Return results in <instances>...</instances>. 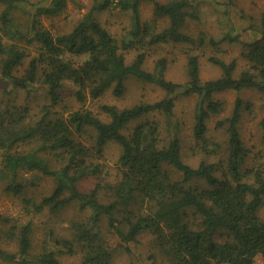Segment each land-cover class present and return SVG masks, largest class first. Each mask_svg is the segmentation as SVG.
<instances>
[{
  "label": "trees",
  "instance_id": "obj_1",
  "mask_svg": "<svg viewBox=\"0 0 264 264\" xmlns=\"http://www.w3.org/2000/svg\"><path fill=\"white\" fill-rule=\"evenodd\" d=\"M23 1L0 0L4 4L0 14V79L15 89L38 86L48 102L37 114L30 112L28 103L10 100L0 106L1 178L7 183L6 191L21 193L28 185L37 184L35 177H53L56 183L49 194L39 202L27 200V207L38 212L57 213L73 202L93 210L88 219L69 224L70 237L56 234L52 228L45 243L52 240L73 252L80 249L83 264H110L113 251L103 231L106 218L110 231L124 243L151 232L171 264H255L257 256L264 259V163H247L251 150L241 131L243 117L254 103L238 96L232 112L217 122L218 127L226 128V142L215 141L211 148L207 144L208 121L226 106L217 94L247 88L264 92V13L261 25L255 27L260 37L242 52L247 68L237 73L236 58L211 56L222 73L203 79L200 58L193 53L188 58V80L181 83L167 76L166 58H160L153 70L146 68L147 52L142 49L170 42L196 44L186 26L190 19L199 18V0H94L92 9L70 31L58 33L44 28L41 16L59 14L67 0H49L25 10L29 13L27 23L14 15ZM145 1L153 2L152 19L142 17ZM111 7L132 13L131 36L123 40L122 47L95 16V11ZM162 20L167 25L160 27ZM237 38L229 30L211 41L218 44ZM204 41L201 38L200 42ZM25 42L38 43L37 52L32 54ZM133 47L141 50L128 62L122 48ZM130 78L153 83L165 94L155 101L141 100L123 107L102 103L101 111L109 119L86 107L67 114L56 109L62 102V88L69 82L76 87V97L85 102L88 96L98 99L110 89L123 96ZM181 96L197 97L194 138L210 153L224 149L226 154L220 160H201L194 165L184 159L176 118ZM157 113L165 116L170 139L162 138L164 124L154 117ZM134 121L137 123L132 127ZM260 125L264 128V117ZM110 141L122 148L121 179L115 184L99 182L83 191L79 182L102 172L96 159ZM24 144L34 145L26 148ZM26 173L34 178H25ZM104 186L111 192L109 200L100 198ZM10 222L11 218L0 212L1 259L18 264H64L52 248L33 251L32 220ZM1 242H15L18 248L8 250Z\"/></svg>",
  "mask_w": 264,
  "mask_h": 264
},
{
  "label": "rangeland",
  "instance_id": "obj_2",
  "mask_svg": "<svg viewBox=\"0 0 264 264\" xmlns=\"http://www.w3.org/2000/svg\"><path fill=\"white\" fill-rule=\"evenodd\" d=\"M26 1V0H25ZM21 2L19 8H16L14 15L18 20L27 23L29 13L25 10L33 9L36 4L47 3L49 0H28ZM164 1V0H162ZM33 3L35 5H27ZM94 0H67L66 7L56 15L41 16V23L44 28L50 29L53 33L70 31L83 17L92 9ZM153 2L145 1L141 5V13L144 20L153 18ZM4 9V4L0 3V14ZM199 18L190 19L186 31L194 36L196 44L192 43H160L149 45L142 51L147 52L145 62L146 68L153 70L160 58H166L168 61L167 76L176 81L185 83L188 80V58L190 54H197L201 62V75L203 79H211L220 76L221 69L215 65L209 58L218 56L225 60L236 58L239 62L237 73L249 66L243 58L242 52L247 49L248 44L260 37L255 30L262 23L264 13V0H199L198 1ZM96 18L103 23L119 40L121 47L123 40L130 39V27L132 26V13L130 10H124L119 7H111L95 11ZM167 25V21H160V27ZM232 30L238 38L234 41L225 39L214 44L211 39H220L226 32ZM204 37V42H200ZM26 43V42H25ZM26 46L32 54L37 52L38 43H26ZM141 49L122 48L128 62H132ZM30 57L25 59L23 68L27 66ZM75 86L67 83L62 88V102L56 109L68 113L72 109L88 108L99 113L103 118L109 117L101 111L102 103H113L118 106L132 105L141 100L155 101L164 96L165 92L157 85L143 81L137 78H130L127 81V90L123 96H116L112 89L108 90L98 99L88 96L85 102L80 101L75 95ZM29 89V88H28ZM18 88L15 89L11 84L0 79V106H3L10 100L18 104H29L30 112L39 113L40 107L47 103L46 95L43 90L35 86L30 90ZM238 96L251 100L254 103L251 112L247 111L241 123V131L244 141L249 147L250 156L248 164L264 163V128L260 125L264 117V92L247 88L241 91L227 90L217 94V98L225 102V110L220 114H213L209 121L208 143L209 147L213 142L222 145L226 142V128L218 127V120L229 115L234 102ZM196 96H181L176 105V118L180 121V136L182 138L183 156L191 164H198L201 160L217 161L226 154L222 148H217L218 152H208L203 149V142H197L193 135L194 112ZM154 117L158 118L164 125L161 136L163 139H170L171 133L165 127L164 115L157 113ZM137 121H134L133 127ZM34 144H24L22 147L29 148ZM214 147V146H213ZM121 145L116 141H110L106 144L103 154L96 160L102 165V172L99 174L88 175L79 182V187L83 191L91 190L97 183L106 184L117 183L121 179V169L119 157L121 155ZM52 157V156H51ZM57 163V161H56ZM2 168V158L0 156V170ZM176 176H178L176 174ZM25 178H34L33 174H25ZM36 185H28L21 193L6 191V181L1 178L0 173V212L11 218V224L26 223L32 220L35 224L34 247L35 253H41L45 246L56 250L59 259L64 264H83V253L80 249L68 251L66 248L54 245L51 240L46 244V238L50 237V229L55 228L56 234H63L66 237L71 236L69 224L75 220L88 219L92 214L91 208L83 209L78 203L73 202L64 207L57 213L49 210L38 212L33 206L27 207V200L33 199L39 202L40 199L49 194L56 183L51 176L39 175L34 178ZM28 184V182H27ZM200 184H203L202 181ZM110 191L104 186L100 192L102 200H109ZM264 216V206L261 210ZM103 231L107 237L110 248L113 251V258L110 264H171L169 257L156 245V237L149 231H145L138 236L137 241L124 243L115 232H111L107 219L103 220ZM222 239V238H219ZM2 246L8 250L16 251L15 242H1ZM0 264H18L11 260L0 258ZM41 264V263H29ZM255 264H264L262 256H257Z\"/></svg>",
  "mask_w": 264,
  "mask_h": 264
}]
</instances>
